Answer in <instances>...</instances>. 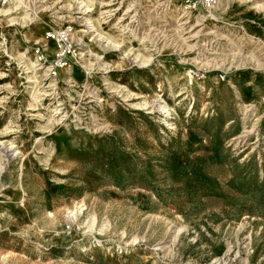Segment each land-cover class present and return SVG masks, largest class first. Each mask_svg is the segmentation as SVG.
I'll return each mask as SVG.
<instances>
[{"label": "rangeland", "instance_id": "374dc122", "mask_svg": "<svg viewBox=\"0 0 264 264\" xmlns=\"http://www.w3.org/2000/svg\"><path fill=\"white\" fill-rule=\"evenodd\" d=\"M0 264H264V0H0Z\"/></svg>", "mask_w": 264, "mask_h": 264}, {"label": "built area", "instance_id": "2783aa9c", "mask_svg": "<svg viewBox=\"0 0 264 264\" xmlns=\"http://www.w3.org/2000/svg\"><path fill=\"white\" fill-rule=\"evenodd\" d=\"M47 39L56 42L60 46V52L63 54L75 51L74 43L70 38V28H66L63 31H50L47 33ZM39 50L37 48V52Z\"/></svg>", "mask_w": 264, "mask_h": 264}]
</instances>
